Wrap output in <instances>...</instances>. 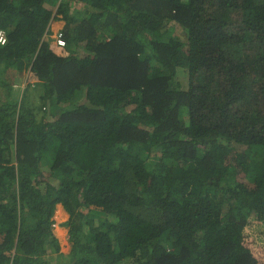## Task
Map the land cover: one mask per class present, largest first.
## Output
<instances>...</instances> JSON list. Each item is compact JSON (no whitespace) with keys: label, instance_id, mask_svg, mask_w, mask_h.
Listing matches in <instances>:
<instances>
[{"label":"trees","instance_id":"1","mask_svg":"<svg viewBox=\"0 0 264 264\" xmlns=\"http://www.w3.org/2000/svg\"><path fill=\"white\" fill-rule=\"evenodd\" d=\"M0 30V264H264V0H0Z\"/></svg>","mask_w":264,"mask_h":264},{"label":"rangeland","instance_id":"2","mask_svg":"<svg viewBox=\"0 0 264 264\" xmlns=\"http://www.w3.org/2000/svg\"><path fill=\"white\" fill-rule=\"evenodd\" d=\"M61 27L62 26H60V27L54 26V27H52V30L53 31H56L58 28L60 29ZM48 38H50V40H51L50 42L53 43V35L51 36V30H50V32L48 34ZM177 80L179 82H181L183 85H185V82L186 81H185V76L184 75H181L180 74L177 77ZM24 81H25V78L20 81L21 84H23ZM58 209H61V208H60V206L57 205L56 208H55L54 216H53V221L56 223L57 226L54 227V228H52V231H53V234L55 235V237L59 241V245H60V251L59 252L62 255H67L69 253V251H70L71 244L69 242V238H68V234H67V229L66 228H63L61 224L67 221L68 216L66 215V217H61V216L57 215L56 214V211ZM58 227L61 228V229H58ZM59 230H61V232H62V235H60V236H59Z\"/></svg>","mask_w":264,"mask_h":264},{"label":"built area","instance_id":"3","mask_svg":"<svg viewBox=\"0 0 264 264\" xmlns=\"http://www.w3.org/2000/svg\"><path fill=\"white\" fill-rule=\"evenodd\" d=\"M53 43L58 47H66V40L64 38V33L62 29H58L53 34ZM6 44V33L3 30H0V47ZM53 228L56 227V223L51 225Z\"/></svg>","mask_w":264,"mask_h":264},{"label":"crops","instance_id":"4","mask_svg":"<svg viewBox=\"0 0 264 264\" xmlns=\"http://www.w3.org/2000/svg\"><path fill=\"white\" fill-rule=\"evenodd\" d=\"M64 25H65V22L64 21H62V20H60V21H52L51 22V25H50V30H52V27H54V26H58V27H60V26H62L61 28H63L64 27ZM59 29V28H58ZM52 32H54L53 30L51 31V36H52ZM58 206H60V205H58ZM60 208L61 209H58L57 211V215H59V216H61V217H66V215L68 216V214L64 211V209L62 208V206H60ZM64 228V227H63ZM58 229H61V228H59L58 227ZM59 234L60 235H62V232H61V230H59Z\"/></svg>","mask_w":264,"mask_h":264},{"label":"clouds","instance_id":"5","mask_svg":"<svg viewBox=\"0 0 264 264\" xmlns=\"http://www.w3.org/2000/svg\"><path fill=\"white\" fill-rule=\"evenodd\" d=\"M50 25H51V23H50ZM50 25H49V29H50ZM60 29H62L63 30V28H60ZM58 30V29H57ZM52 31V30H51ZM55 32V31H54ZM54 32H52V35L54 34ZM53 41H54V39H53ZM54 44V43H53ZM24 84V83H23ZM55 223V222H54ZM52 227V226H51ZM53 228V227H52Z\"/></svg>","mask_w":264,"mask_h":264},{"label":"bare ground","instance_id":"6","mask_svg":"<svg viewBox=\"0 0 264 264\" xmlns=\"http://www.w3.org/2000/svg\"><path fill=\"white\" fill-rule=\"evenodd\" d=\"M57 212H58V211H56V214H57ZM59 236H60V234H59Z\"/></svg>","mask_w":264,"mask_h":264}]
</instances>
